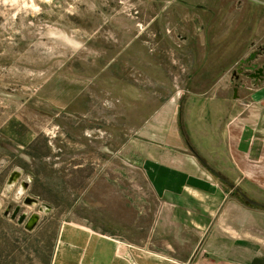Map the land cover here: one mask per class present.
I'll return each instance as SVG.
<instances>
[{
  "label": "crops",
  "instance_id": "1",
  "mask_svg": "<svg viewBox=\"0 0 264 264\" xmlns=\"http://www.w3.org/2000/svg\"><path fill=\"white\" fill-rule=\"evenodd\" d=\"M209 1L126 4L42 82L41 100L58 113L120 123L116 151L159 204L150 242L63 223L50 264H264V84L185 83L178 70L176 55L188 60L194 39L204 54Z\"/></svg>",
  "mask_w": 264,
  "mask_h": 264
},
{
  "label": "rangeland",
  "instance_id": "2",
  "mask_svg": "<svg viewBox=\"0 0 264 264\" xmlns=\"http://www.w3.org/2000/svg\"><path fill=\"white\" fill-rule=\"evenodd\" d=\"M140 1L0 0V264H50L65 222L150 242L147 231L158 194L143 172L126 166L118 155L120 123L71 110L58 113L38 94L42 82L72 59L79 45L88 46L104 20ZM237 1L231 0L230 7L221 0L215 8L217 1H209L201 14L209 16V26L213 21L204 54L197 51L196 38L188 60L176 55L185 83L188 77L213 84L230 76L234 84H264V0H244L241 10ZM170 13H162L166 23ZM154 24L149 30L158 39L160 28ZM166 29L162 24L161 38ZM161 46L168 55L170 48ZM14 168L21 176L7 188ZM27 196L38 203L25 204ZM15 205L24 214L39 213L32 230L24 227L26 217L11 219ZM137 230L145 236L129 235Z\"/></svg>",
  "mask_w": 264,
  "mask_h": 264
},
{
  "label": "water",
  "instance_id": "3",
  "mask_svg": "<svg viewBox=\"0 0 264 264\" xmlns=\"http://www.w3.org/2000/svg\"><path fill=\"white\" fill-rule=\"evenodd\" d=\"M20 176H21V170L19 168H14L13 171L10 173L8 179H7V188H9L10 186L14 185L19 180ZM22 183H23L22 184L23 185V189H26V187L28 186V182L23 181ZM249 201L251 203L256 204V205H260L258 202L254 201L252 199H249ZM24 203L25 204H30V205H35L38 202L34 198L27 196L25 201H24ZM19 209H20V205H17L14 208V211H13V214L11 216V219L14 218V216L17 214ZM4 214L8 215V212L6 211ZM25 215L26 214L21 213L18 216V219L22 220L25 217ZM39 218H40L39 213L32 212V214L29 217L28 221L24 224L25 229L26 230H32L34 228V226L37 224Z\"/></svg>",
  "mask_w": 264,
  "mask_h": 264
},
{
  "label": "flooded vegetation",
  "instance_id": "4",
  "mask_svg": "<svg viewBox=\"0 0 264 264\" xmlns=\"http://www.w3.org/2000/svg\"><path fill=\"white\" fill-rule=\"evenodd\" d=\"M15 206H17V205H15ZM14 211V210H13ZM13 211H12V213H11V216H12V214H13ZM20 211V213H22L23 211H21V209L19 210ZM8 214H9V212H8ZM26 214V213H25ZM31 214H32V212L28 215V214H26L25 215V220H24V224L28 221V219H29V217L31 216ZM17 215V216H16ZM15 216H14V218L16 217V218H18V216H19V214H16ZM14 218H12V219H14Z\"/></svg>",
  "mask_w": 264,
  "mask_h": 264
}]
</instances>
